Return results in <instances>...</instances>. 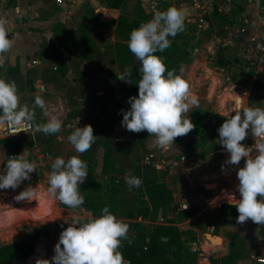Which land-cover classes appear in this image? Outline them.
Here are the masks:
<instances>
[{
    "label": "rangeland",
    "instance_id": "rangeland-1",
    "mask_svg": "<svg viewBox=\"0 0 264 264\" xmlns=\"http://www.w3.org/2000/svg\"><path fill=\"white\" fill-rule=\"evenodd\" d=\"M256 9H258V13L256 12L255 21L252 16L250 17L264 37V4L258 5ZM202 26L203 23L200 22L197 25L184 27L183 31L177 33L175 37H169L171 42L169 70L177 66L176 59L180 58L185 51L190 54L189 61H192L194 50L199 47L200 43L195 39L196 31L199 27L200 30H203ZM212 26L214 31L218 33L222 31L220 23L212 24ZM203 31L207 35L211 33L208 28ZM91 40L86 38L83 47L80 44H78L79 46L74 44L69 47L70 50L67 48L62 51V59L69 60L68 62L75 72L74 76L66 80L58 75L53 76V80H49L50 84L44 95L39 94L46 104L47 101H50V104H47L49 109L55 110L53 114L58 115L63 121L60 132L54 135H45L34 129L32 133L8 140H2L0 137V149L3 150V153L0 151V161L4 160L3 154L5 156L19 155L28 149L29 161H34L36 164V170L31 173L30 180L23 181L15 190L0 189V246L34 236L36 244L27 262L36 264L38 258L51 260L60 233L68 226L65 220H70L73 216L85 219L91 216L88 211L79 208L73 210L61 206L59 200L48 192L45 173L51 171V164L55 158L59 156L67 159L69 156L76 155L85 161L87 166L92 167L93 190L97 195L108 198L111 195V188L118 189L119 193L116 195L118 214L115 216L129 225L128 234L134 239L137 246L146 243L157 225H172L182 231H193L197 237L195 242L197 247H208L214 250L210 264H236L235 256L251 257L256 249V252H264V244L259 245L258 241V236L264 237V224L257 226V223L251 219L243 223L248 224V228L241 229V233L248 235V241H251L243 249L240 231L232 229L234 225L239 224L236 219L238 212H230V215L225 217L219 210L222 200L229 202L231 195L240 197L237 190L239 181L236 172L245 163V158H242L239 165L226 166L224 172L221 170V165L229 153L220 145L217 129L224 122L223 114L229 110L233 111L237 106L234 104V109L231 110L229 106V109L225 110L231 99L227 97L229 95L227 88L223 92L221 100L217 102L221 112L216 111L218 108L216 109L214 103L203 101L206 93L213 96L214 92L218 91H215L217 88L215 85L208 90V84H210L208 81L210 78L216 79L218 82L219 70L216 67L222 61V56H218L217 62L215 57L212 59V71L208 72L210 77L207 78L201 76L193 78L189 70L184 71L185 64H182L183 72L179 71L178 74L182 75L184 79L192 76L190 80H193L192 83L196 89H191L189 92L197 93L200 96L199 107H191L188 114L195 127L188 134L177 137L175 145H172L171 149H163L151 142L147 131L134 133L121 125L123 118L121 109L126 110L124 100L132 95H138V81L142 78L139 72L141 62L137 60L135 63L137 64L135 67L138 68L136 73L131 71V83L121 81L118 77L126 68L128 69L124 64V57H121L119 62L117 61V68L113 72L97 70L96 67L94 69L90 54L92 51H87V49L95 51L97 48ZM47 52L48 50L43 49L34 56V59L40 61L41 54ZM130 56L135 57L131 52ZM63 60L62 62L55 60L51 64L56 65L59 70L61 64L64 63ZM86 63L91 72L81 70L82 66H86ZM185 63L189 65L191 62ZM229 63L230 67L233 66L232 57H230ZM239 64L240 73L236 75L235 79L241 77V80L237 82L243 87L249 85L248 88L237 92L236 95L242 98L240 103L243 107L264 108V94L257 96L251 93V84L255 78L264 76V59L254 62L242 60ZM106 73L109 76L115 74L114 78L119 81L120 85L99 86L102 80H105ZM16 85L20 100L31 108L36 97L33 95L35 87H31L32 82L25 88L23 84ZM95 89L102 90L103 93L96 96ZM221 89L223 91V87ZM116 94L123 97L119 100L122 102L118 104L113 99ZM235 103L237 102L235 101ZM35 114L36 124L47 122V117L41 118L44 114L38 107L35 109ZM229 115H235V112L233 111ZM77 119L80 127L90 124L96 136V142L92 148L84 153H77L68 141V135L72 131L69 124ZM254 142L251 131L248 130V136L242 143L251 146ZM107 151H110L109 160L113 167L110 175H105L101 171L103 156ZM4 167L5 164L0 163V171ZM219 174L223 176L219 186L209 182V180L217 178ZM147 175L165 181L172 189L174 198L172 204L158 214L151 213V207L144 194L143 178ZM126 176L139 178L142 181L141 185L130 188L125 182ZM199 179L201 183L198 182ZM28 186H31L34 192L32 200L17 201L15 196ZM211 191L219 192L210 193ZM79 192L84 197L88 194L87 179L80 184ZM184 203L189 204L190 207L183 209ZM206 233L220 236L221 243L209 242ZM8 234L15 237L10 241H3V235ZM192 243L194 242L187 244L189 250L195 248L190 246ZM194 253V256L191 255L187 259L186 264H198L197 253ZM251 261L252 264L255 263L254 260L251 259ZM147 264L160 263L151 261Z\"/></svg>",
    "mask_w": 264,
    "mask_h": 264
},
{
    "label": "clouds",
    "instance_id": "clouds-1",
    "mask_svg": "<svg viewBox=\"0 0 264 264\" xmlns=\"http://www.w3.org/2000/svg\"><path fill=\"white\" fill-rule=\"evenodd\" d=\"M184 12L176 6L165 11H155L152 18L133 29L128 40V48L140 61L139 72L142 78L138 81V96L129 97L128 110L121 109V125L134 133L147 131L151 142L163 149H171L175 139L188 134L195 126L189 118L190 108L199 107L195 97L189 94V85L175 69L168 70L163 58L157 51L163 52L170 47L169 37H175L184 29ZM5 20L0 18V61L12 47L8 38ZM107 64V61H105ZM181 73L183 68H181ZM132 72L125 69L119 80L131 83ZM39 108L46 123L36 124L35 109ZM45 100L37 95L34 103H21L15 81L0 78V128H18L26 131L34 126L45 135L60 132L63 121L53 114ZM235 115H229L231 112ZM229 111L222 125L217 129L219 143L229 156L221 165L222 172L226 166H237L245 158L243 167H239L236 176L239 181L237 190L240 197L231 195L229 203L238 211L237 223L243 224L249 219L254 223L264 224V108L243 107L240 102ZM220 114V113H219ZM221 115V114H220ZM79 121L70 122L72 129L68 141L77 153L87 152L96 142L93 127L87 124L78 126ZM251 131L254 144L242 143ZM13 132V133H18ZM0 151L3 150L0 149ZM28 149L19 155L4 156L5 167L0 171V189L15 190L23 181L31 179L36 164L28 159ZM48 192L70 209L80 208L85 197L79 187L88 177L87 164L76 155L67 159L56 157L51 164V171L45 173ZM126 184L139 187L142 181L135 176H126ZM34 192L31 186L15 196L17 201L32 200ZM259 197V198H258ZM68 224L62 230L54 247L51 260H36V264H124L119 249L122 239H128L129 225L117 219L107 206L99 216H88L87 219L73 216L65 220ZM131 243V240H129Z\"/></svg>",
    "mask_w": 264,
    "mask_h": 264
},
{
    "label": "crops",
    "instance_id": "crops-1",
    "mask_svg": "<svg viewBox=\"0 0 264 264\" xmlns=\"http://www.w3.org/2000/svg\"><path fill=\"white\" fill-rule=\"evenodd\" d=\"M68 1L69 3L67 5L60 7L51 0H0V18L5 20L7 35L13 42L11 49L4 54L5 58L0 61V78L6 81H15L16 84H23L24 88L32 82L31 87H35L33 95H44L46 88L50 84L49 80H53V76L58 75L65 80L74 76L75 72L73 67L70 66L68 59H62L61 53L67 50V48L70 50L69 47L74 44H80L83 47L86 38H89V40L92 39L93 45L97 48L95 51L94 49H87V51H92L90 54L93 59L92 67L94 69L96 67L97 70L113 72L117 68V61L119 62L120 58L124 57V64L127 65L128 69L136 73L138 68L135 67L137 66L135 63L137 60L135 57L130 56V50L128 48L131 31L138 28L142 23L149 21L153 16L152 13L155 11H165L169 7L176 6L184 12V27H190L202 22V29L205 30L208 28L211 31L207 35L203 30H200V27L198 28L195 39L200 42L199 47L195 48L192 61H189L190 54L188 53V60L184 61L191 63L189 65L185 62L183 63L185 64L184 71L189 70L193 78L197 76L207 78L209 76L208 72L212 71V59L215 57L217 62L218 56L221 55V59L223 58L219 63L220 65L218 64V67H216L219 70L218 82H216V79L212 80L210 78V81H208L210 83L208 84V90L215 85L217 87L215 91H218L214 92L213 96L206 93L205 100L203 101H208L210 104L214 103L217 109V102L221 100V96H223L222 94L227 88L229 94L227 97L231 99L225 107V110L229 108L232 110V108L234 109V104L236 106L242 99L236 95L237 92L249 87V85L243 87V85L237 82L241 80V77L235 79L236 75L240 73L239 63L242 61V58L240 57L239 45L236 41L228 37L225 25L231 21L233 22L232 16L240 12L246 13L250 20V16H252L255 21L256 12L258 13V9L256 8L258 5L264 4V0H234V6L229 7L231 17L227 13L229 10L224 12L221 9L223 5H226L221 0H210L213 4L212 11L200 10L194 0H123L118 7H111L108 0ZM217 22L222 26V31L219 32L220 34L214 31V27L212 26V24L217 25ZM251 23L254 26L256 25L252 20ZM57 24L64 25L70 33V37L63 40L61 44L58 43L54 36L55 26ZM43 49L48 50V52L41 54L40 61L35 60L34 56L38 55ZM225 56L226 58H224ZM230 57H232L233 61V66L231 67L229 63ZM55 60H60L61 62L63 60L64 62L61 64L59 70L56 65L51 64ZM105 61H107V64H105ZM169 68L170 61L168 62L167 69L169 70ZM81 70L91 72L87 63L86 66H82ZM106 75L105 80H102L99 86L107 85L113 87L120 85L119 81L114 78L115 74L109 76L106 73ZM191 77L189 76L185 80L189 85V90H194L196 88L192 83L193 80H190ZM221 87H223V91ZM24 90L26 91L27 89ZM94 93L98 96L103 91L95 89ZM189 94L195 97L199 104V94L194 92H189ZM210 96L211 98H209ZM121 98L123 97L119 94L113 96L117 104L122 102L119 101ZM128 100L129 98L124 100L126 110ZM21 103L24 104L25 102L21 101ZM47 104L49 105L50 101H47ZM216 111L221 112L219 108ZM11 138L15 137H1L2 140ZM221 179H223V176L219 174L217 178L211 181L209 180V182L216 183L219 186ZM198 182L201 183V180L199 179ZM167 186L170 187L169 185ZM216 192L219 191H211L210 193ZM88 193L94 192L89 190ZM221 202L222 204H230L223 200ZM79 209L88 211L92 216L89 208L80 207ZM247 228L248 224H237L232 227L233 231H240L243 249L248 242L251 243V241H248V235L241 233V229ZM194 235L196 237V234ZM258 241L259 245L264 244L262 237L258 236ZM189 243L191 241L187 244ZM256 250L252 251L256 252ZM242 252L244 251L242 250ZM235 260L236 264H252L251 257L249 256H235ZM124 264H128V261L125 260Z\"/></svg>",
    "mask_w": 264,
    "mask_h": 264
},
{
    "label": "trees",
    "instance_id": "trees-1",
    "mask_svg": "<svg viewBox=\"0 0 264 264\" xmlns=\"http://www.w3.org/2000/svg\"><path fill=\"white\" fill-rule=\"evenodd\" d=\"M111 7H118L123 0H108ZM54 36L58 43H62L70 37V33L66 27L62 24L55 26ZM170 47L163 52L157 51L155 54L163 58V62L168 67L170 61L169 52ZM188 60V52L185 51L180 58L177 59L175 66L176 73L181 69L182 64ZM252 95L264 94V76H258L255 78L251 86ZM251 95V97H252ZM130 108V104H127V110ZM110 151L105 152L103 156L102 173L110 175L113 171L111 167ZM89 182V190L94 193H88L85 196V202L81 207L89 208L92 216L101 215V210L107 206L110 212L114 215L118 214V204L116 201V195L119 191L117 188H111V195L108 198H103L95 193L93 190L94 173L90 166H87ZM143 190L146 199L151 207L152 214H158L166 210L173 202L172 189L167 186L163 180H157L151 175H147L143 178ZM60 205L67 207L59 201ZM221 213L227 217L231 213H237V209L233 205L221 204ZM128 235V239H122V247L119 251L122 253L123 258L128 261V264H147L151 261H158L160 264H186L187 259L191 255H195L194 252L189 251L187 243L189 241L194 242L196 237L190 230L182 231L176 226L172 225H157L152 234L149 236L146 243L142 245H136L134 239ZM15 236L3 235V241H10ZM131 240V243H129ZM36 244L34 236L28 237L24 240L10 243L0 246V264H29L27 259L33 253ZM146 247V249H144ZM230 257V256H228Z\"/></svg>",
    "mask_w": 264,
    "mask_h": 264
},
{
    "label": "built area",
    "instance_id": "built-area-1",
    "mask_svg": "<svg viewBox=\"0 0 264 264\" xmlns=\"http://www.w3.org/2000/svg\"><path fill=\"white\" fill-rule=\"evenodd\" d=\"M53 3L60 7H64L69 3L68 0H51ZM197 7L200 10L212 11L213 4L210 0H194ZM224 4L221 9L224 12L229 10V7L234 6V0H221ZM204 3V4H200ZM220 8V7H219ZM231 17L230 10L227 12ZM233 22H229L225 25V30L228 37L231 40L237 42L240 48V57L242 60L249 62L261 61L264 59V37L260 33V31L251 23L249 16L246 13L240 12L232 16ZM55 69V68H54ZM18 128H8L4 126L0 128V136L1 137H16L21 135H26L32 133L34 131V126H29L26 128V131L18 132ZM18 132V133H13ZM189 204H183V209H188ZM264 240V237H262ZM190 246H194L195 248H191L190 251H194L197 253V262L198 264H210L214 251L208 247L196 246V243L190 244ZM146 249V247H144ZM194 249V250H193ZM251 259L255 261L256 264H264V252L257 251L251 254Z\"/></svg>",
    "mask_w": 264,
    "mask_h": 264
},
{
    "label": "water",
    "instance_id": "water-1",
    "mask_svg": "<svg viewBox=\"0 0 264 264\" xmlns=\"http://www.w3.org/2000/svg\"><path fill=\"white\" fill-rule=\"evenodd\" d=\"M260 224L258 223V226ZM206 237L208 238L209 242H220L221 241V237L218 236V235H213V234H210V233H206ZM124 262H125V259H124Z\"/></svg>",
    "mask_w": 264,
    "mask_h": 264
},
{
    "label": "bare ground",
    "instance_id": "bare-ground-1",
    "mask_svg": "<svg viewBox=\"0 0 264 264\" xmlns=\"http://www.w3.org/2000/svg\"><path fill=\"white\" fill-rule=\"evenodd\" d=\"M219 243H221V241Z\"/></svg>",
    "mask_w": 264,
    "mask_h": 264
}]
</instances>
